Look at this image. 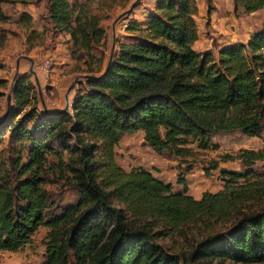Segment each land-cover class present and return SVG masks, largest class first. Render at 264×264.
I'll use <instances>...</instances> for the list:
<instances>
[{
    "label": "trees",
    "instance_id": "16d2710c",
    "mask_svg": "<svg viewBox=\"0 0 264 264\" xmlns=\"http://www.w3.org/2000/svg\"><path fill=\"white\" fill-rule=\"evenodd\" d=\"M0 0V24L8 20ZM55 27L92 57L103 30L96 19L74 14L70 0H45ZM252 13L264 0H233ZM212 0H207L210 6ZM196 0H155L144 26L129 23L136 38L121 43L108 67L87 78L70 112L22 111L32 82L19 76L14 105L0 120V249L17 251L46 227L41 264H190L203 260L264 263V148L224 154L243 170L221 169L222 189L200 198L174 190L152 170L123 169L115 146L125 133L143 131L157 152L182 155L191 138L216 148L211 136L264 130V26L246 43L217 54L197 51ZM21 20L29 21L23 14ZM0 26V39L4 38ZM103 51L98 61L101 63ZM100 66L96 72H99ZM92 71V70H91ZM5 81L0 80V85ZM19 115V116H18ZM49 156L55 158L49 166ZM257 162L262 171L252 168ZM77 189V200L57 206L45 187L48 168ZM218 161L210 162L216 169ZM201 229L187 253L173 254L158 239Z\"/></svg>",
    "mask_w": 264,
    "mask_h": 264
},
{
    "label": "rangeland",
    "instance_id": "374dc122",
    "mask_svg": "<svg viewBox=\"0 0 264 264\" xmlns=\"http://www.w3.org/2000/svg\"><path fill=\"white\" fill-rule=\"evenodd\" d=\"M74 3V14L82 15L88 21L94 16L103 30L98 38L97 49H91L92 57H87L84 49L73 44L68 33L55 27L49 18L45 0L3 1V12L8 20L0 24L5 31L0 39V120L5 116L7 107L14 105L13 89L17 77H28L32 88L24 97L21 114L35 110L43 112H61L67 108L70 112L75 95L87 88V78L91 74L102 73L113 54L120 49L121 43H129L136 38L135 31H129V23L136 22L144 26L150 12L154 10L155 0H70ZM197 13L194 16L198 38L192 43L197 51H211L217 54L225 45L246 43L250 36L264 26V6L252 13L236 6L233 0H196ZM23 14L30 16L29 21L21 20ZM103 51L101 63L98 61ZM100 66V71L96 72ZM92 70V71H91ZM7 96H10L8 103ZM19 116V115H18ZM211 143L217 147L207 150L196 147L191 138L180 145L186 148L182 155L169 150L155 151L145 140L141 130L125 133L115 146L116 162L125 170L142 166L165 183H171L174 190H181L176 182L182 176L188 187V193L200 198L205 191L217 192L223 187L221 169L243 170L239 160L222 161L224 154H236L240 149L264 148V130L260 136L249 137L241 131L214 134ZM1 147V146H0ZM50 162L55 158L49 156ZM218 161L216 169H209L210 162ZM252 168L262 171L257 162ZM54 168H48V180L45 187L49 190L57 206L74 203L78 198L77 189L63 178H59ZM261 201L246 203L244 208ZM257 206V205H256ZM188 234H173L158 239V242L170 253H187L190 246L201 238V229L192 227ZM46 227H40L32 236V241L17 251L0 249V264H41L45 260L47 243ZM190 264H264L241 263L232 260H203Z\"/></svg>",
    "mask_w": 264,
    "mask_h": 264
},
{
    "label": "water",
    "instance_id": "95a60500",
    "mask_svg": "<svg viewBox=\"0 0 264 264\" xmlns=\"http://www.w3.org/2000/svg\"><path fill=\"white\" fill-rule=\"evenodd\" d=\"M109 65V64H108ZM108 65H107V67H108ZM7 101H8V103H9V101H10V96H7ZM9 107H10V104L8 105V107H7V109H9ZM70 110H71V107H70ZM62 113H66V112H68L67 111V108L65 109V110H63V111H61Z\"/></svg>",
    "mask_w": 264,
    "mask_h": 264
}]
</instances>
